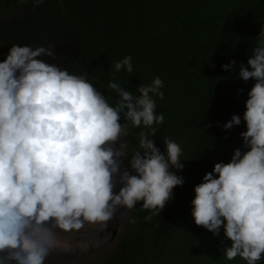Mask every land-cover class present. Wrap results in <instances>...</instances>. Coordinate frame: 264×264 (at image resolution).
<instances>
[{
	"label": "clouds",
	"instance_id": "clouds-1",
	"mask_svg": "<svg viewBox=\"0 0 264 264\" xmlns=\"http://www.w3.org/2000/svg\"><path fill=\"white\" fill-rule=\"evenodd\" d=\"M31 3L34 11L44 0ZM256 37L237 75L254 82L245 110L222 125L227 133L243 122L242 145L227 163L216 162L205 173L191 200L195 225L216 237L223 229L230 245L222 256L246 264L264 261V28ZM54 48L51 43L0 46L9 49L0 61V264H66L90 255H101V264L138 204L149 211L145 220L150 221L185 183L178 174L184 169L181 144L164 137L162 152L151 138L165 122L156 111V97L164 98L162 79L139 84L135 92L109 80L113 98L87 72L55 64ZM234 65L232 60L221 67L230 73ZM121 70L132 73L131 55L113 65V73ZM134 129H140L136 148ZM117 205L130 210L117 232L96 243L93 235L79 246L68 247L62 239L85 222L106 227ZM61 248L56 261L46 262Z\"/></svg>",
	"mask_w": 264,
	"mask_h": 264
},
{
	"label": "trees",
	"instance_id": "trees-1",
	"mask_svg": "<svg viewBox=\"0 0 264 264\" xmlns=\"http://www.w3.org/2000/svg\"><path fill=\"white\" fill-rule=\"evenodd\" d=\"M59 2L58 14L48 16L32 11L31 0H0V46L51 43L55 64L69 72H87L93 84L113 98L109 80L135 92L139 84L160 77L164 98L156 97V111L164 114L165 122L151 138L162 152L164 137L183 148L184 169L178 174L185 183L174 188V199L150 221L145 220L149 211L138 204L101 264H246L239 257L228 261L222 256V248L230 245L223 229L216 237L195 225L191 200L205 173L216 162L227 163L242 145L243 122L227 133L222 125L245 110L254 82L245 83L237 75L264 28V0ZM127 55L132 57V73H113L115 62ZM232 60L235 71H224L221 66ZM139 131L134 129L135 148Z\"/></svg>",
	"mask_w": 264,
	"mask_h": 264
},
{
	"label": "bare ground",
	"instance_id": "bare-ground-1",
	"mask_svg": "<svg viewBox=\"0 0 264 264\" xmlns=\"http://www.w3.org/2000/svg\"><path fill=\"white\" fill-rule=\"evenodd\" d=\"M119 187L120 185L117 184V192L119 191ZM129 211L130 210H127L123 206L117 205L115 215L111 220L106 222V227H102L99 224L90 225L85 222L84 227L78 230L74 228L69 233H62V239L67 241L68 247L71 245L79 246L83 244L84 239L91 238L93 235H95L96 237L93 239V243H96L99 240H103L106 236L112 235L113 232H117L123 224V217L129 215ZM63 251H65L63 248L54 250L46 262H52L53 260L56 261L57 257L59 256V252Z\"/></svg>",
	"mask_w": 264,
	"mask_h": 264
},
{
	"label": "rangeland",
	"instance_id": "rangeland-1",
	"mask_svg": "<svg viewBox=\"0 0 264 264\" xmlns=\"http://www.w3.org/2000/svg\"><path fill=\"white\" fill-rule=\"evenodd\" d=\"M59 0H44V3H42L39 7L34 8L36 9H41L43 10L47 15L49 16H54L57 15L60 7H59ZM9 49H5V50H0V61H2L4 59L3 54L7 53ZM124 142H128L129 138L125 137ZM129 153V152H128ZM130 155V153L128 154V156ZM105 252V251H104ZM101 255H90V256H85L82 258H76V259H71L69 260V262H67L66 264H98L99 259ZM105 257V255H103L101 257V259Z\"/></svg>",
	"mask_w": 264,
	"mask_h": 264
},
{
	"label": "built area",
	"instance_id": "built-area-1",
	"mask_svg": "<svg viewBox=\"0 0 264 264\" xmlns=\"http://www.w3.org/2000/svg\"><path fill=\"white\" fill-rule=\"evenodd\" d=\"M126 165H127V161H124V162H123V166H126Z\"/></svg>",
	"mask_w": 264,
	"mask_h": 264
}]
</instances>
